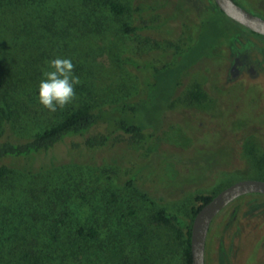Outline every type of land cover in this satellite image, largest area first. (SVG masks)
<instances>
[{
    "label": "rangeland",
    "instance_id": "374dc122",
    "mask_svg": "<svg viewBox=\"0 0 264 264\" xmlns=\"http://www.w3.org/2000/svg\"><path fill=\"white\" fill-rule=\"evenodd\" d=\"M21 1L0 0V103L5 96L16 112L0 120V137L24 141L83 103L135 104L131 119L145 127L128 134L102 120L59 144L42 169L30 157L0 159L12 168L0 181V264H182L181 236L154 212L188 221L198 196L264 178V38L231 26L170 88L154 82L153 66L179 59L216 12L213 0ZM236 1L264 18V0ZM124 26L175 33L155 45ZM56 57L75 66L76 99L34 114L42 69ZM21 78L27 97L11 91ZM197 88L206 97L193 102ZM78 228L98 234L75 240ZM80 242L86 250L76 251ZM204 264H264L263 194L239 196L211 220Z\"/></svg>",
    "mask_w": 264,
    "mask_h": 264
},
{
    "label": "trees",
    "instance_id": "16d2710c",
    "mask_svg": "<svg viewBox=\"0 0 264 264\" xmlns=\"http://www.w3.org/2000/svg\"><path fill=\"white\" fill-rule=\"evenodd\" d=\"M234 1L238 3L236 0ZM21 2H24V0ZM212 3L214 8L216 9V12H211L210 16L206 15L200 20V26L194 42L190 46H187L186 48H183L178 52L179 59L172 64L164 66L160 69L153 66L155 78L154 82L156 84L162 85L164 83L168 84L170 88H174L178 83V77L180 73L190 65H192L199 57H201L205 53L207 48L212 46L215 41L220 38H227L230 35L231 26L242 28L239 26V24L226 17L216 7L214 2ZM21 4L22 3H20V5ZM238 4L241 5L240 3ZM109 7L116 13L122 10V7L120 5L112 2L109 4ZM137 30L145 32L148 36L146 40L151 41L155 45H158V42L162 40L160 34H165L167 36L166 38H170L173 37L175 33L171 30L165 28L162 29L159 27L157 28L145 26L144 28L142 27L140 29L136 26H124V31H126L128 34L132 33L134 35L135 33V35L137 36ZM249 32L250 34L264 38L261 35L253 33L251 31ZM139 50L140 49L134 50V53H140ZM23 82L24 79L21 78L20 80H18V82H15V84L12 83L14 84V86L11 87V91L16 96L21 95V92L25 94L26 97L29 95V90L24 92ZM188 97L191 101L197 102L204 99L206 96L199 88H197L195 90H191L188 93ZM1 99L2 103H0V120L4 123H8L12 119V117H14V114L16 112L11 107V104H8L5 96H2ZM134 105L135 104L128 105L123 103L118 108L119 112L116 116L110 115L112 111H117L118 109L113 108L109 111H93L85 103L75 107L66 108L63 110L58 119L53 120L50 124L45 125L42 130L34 132V134L30 138L24 141L17 142L8 138L0 137V159L6 158L19 160L30 157L33 160L36 159L35 162L36 165L39 166V169H42L45 166H51L54 163V159L51 158L53 155V150L59 144L64 143L70 137L82 135L85 131L98 124L102 120H106L107 122L111 120L113 121V124L117 129L123 131L124 133L135 134L145 126L137 124L131 119V116L135 111ZM39 106L40 107L38 112L34 111L33 113L43 115L45 108L40 103ZM109 112L111 113L108 114ZM119 113H121L122 115L119 116ZM100 144H102V142H100ZM60 157L66 158L67 161H69V157L66 155ZM10 173H12L11 167H8L7 165H0V181L6 178ZM143 195L145 197H148L147 193H144ZM212 195L198 196V199H200V203L193 210L188 221H184L177 214L168 212L164 209H157L152 215L153 219L156 222L175 227L176 231L181 236L180 241L182 246V264H190L189 229L193 215L201 207V205L206 203L211 198ZM97 234L98 232H93L92 229H89L88 232H83L82 228H78L76 232H74L73 237L75 240L79 239L83 242L87 240V237L94 238ZM82 242L77 244L78 247L76 251L86 250L87 245H83Z\"/></svg>",
    "mask_w": 264,
    "mask_h": 264
},
{
    "label": "water",
    "instance_id": "95a60500",
    "mask_svg": "<svg viewBox=\"0 0 264 264\" xmlns=\"http://www.w3.org/2000/svg\"><path fill=\"white\" fill-rule=\"evenodd\" d=\"M213 2L226 17L264 37L263 17L245 9L234 0H213ZM250 193L264 195V179L242 178L235 180L215 192L194 213L189 229L190 264H204L205 240L211 220L231 201Z\"/></svg>",
    "mask_w": 264,
    "mask_h": 264
},
{
    "label": "clouds",
    "instance_id": "9594fccd",
    "mask_svg": "<svg viewBox=\"0 0 264 264\" xmlns=\"http://www.w3.org/2000/svg\"><path fill=\"white\" fill-rule=\"evenodd\" d=\"M70 58L56 57L46 61L42 79L38 82V102L48 111L64 109L76 99L75 86L81 83L74 74Z\"/></svg>",
    "mask_w": 264,
    "mask_h": 264
},
{
    "label": "flooded vegetation",
    "instance_id": "af4514ba",
    "mask_svg": "<svg viewBox=\"0 0 264 264\" xmlns=\"http://www.w3.org/2000/svg\"><path fill=\"white\" fill-rule=\"evenodd\" d=\"M227 205H228V204H227ZM227 205H226V206H227Z\"/></svg>",
    "mask_w": 264,
    "mask_h": 264
}]
</instances>
